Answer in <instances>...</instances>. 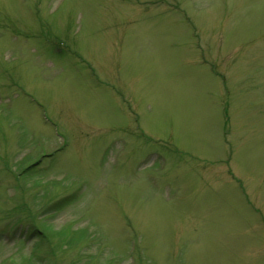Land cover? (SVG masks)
Returning <instances> with one entry per match:
<instances>
[{"label":"rangeland","instance_id":"obj_1","mask_svg":"<svg viewBox=\"0 0 264 264\" xmlns=\"http://www.w3.org/2000/svg\"><path fill=\"white\" fill-rule=\"evenodd\" d=\"M0 264H264V0H0Z\"/></svg>","mask_w":264,"mask_h":264}]
</instances>
